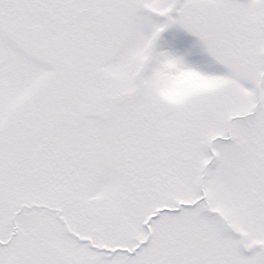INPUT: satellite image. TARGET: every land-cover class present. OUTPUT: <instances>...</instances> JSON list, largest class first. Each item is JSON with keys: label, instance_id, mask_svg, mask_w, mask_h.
I'll return each mask as SVG.
<instances>
[{"label": "snow or ice", "instance_id": "obj_1", "mask_svg": "<svg viewBox=\"0 0 264 264\" xmlns=\"http://www.w3.org/2000/svg\"><path fill=\"white\" fill-rule=\"evenodd\" d=\"M0 264H264V0H0Z\"/></svg>", "mask_w": 264, "mask_h": 264}, {"label": "rangeland", "instance_id": "obj_2", "mask_svg": "<svg viewBox=\"0 0 264 264\" xmlns=\"http://www.w3.org/2000/svg\"><path fill=\"white\" fill-rule=\"evenodd\" d=\"M185 39H187V40H192L193 38L192 37H184Z\"/></svg>", "mask_w": 264, "mask_h": 264}]
</instances>
